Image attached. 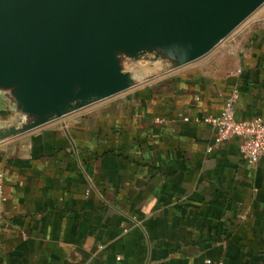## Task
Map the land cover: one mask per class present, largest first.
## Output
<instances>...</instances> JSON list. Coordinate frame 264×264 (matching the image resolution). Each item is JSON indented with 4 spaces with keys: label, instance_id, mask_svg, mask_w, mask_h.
Returning <instances> with one entry per match:
<instances>
[{
    "label": "crops",
    "instance_id": "0c3cea01",
    "mask_svg": "<svg viewBox=\"0 0 264 264\" xmlns=\"http://www.w3.org/2000/svg\"><path fill=\"white\" fill-rule=\"evenodd\" d=\"M234 89L236 120L264 121V10L201 60L1 143L0 264H264V154L204 122Z\"/></svg>",
    "mask_w": 264,
    "mask_h": 264
},
{
    "label": "water",
    "instance_id": "95a60500",
    "mask_svg": "<svg viewBox=\"0 0 264 264\" xmlns=\"http://www.w3.org/2000/svg\"><path fill=\"white\" fill-rule=\"evenodd\" d=\"M263 5L0 0V96L13 112L0 144L201 60Z\"/></svg>",
    "mask_w": 264,
    "mask_h": 264
},
{
    "label": "built area",
    "instance_id": "2783aa9c",
    "mask_svg": "<svg viewBox=\"0 0 264 264\" xmlns=\"http://www.w3.org/2000/svg\"><path fill=\"white\" fill-rule=\"evenodd\" d=\"M237 90H233L218 117H208L204 122L216 130V140L221 142L233 137L240 138V152L251 164L259 161L264 154V121L240 122L235 118ZM4 172L0 170V231L6 228L4 206L7 198L4 192Z\"/></svg>",
    "mask_w": 264,
    "mask_h": 264
},
{
    "label": "rangeland",
    "instance_id": "374dc122",
    "mask_svg": "<svg viewBox=\"0 0 264 264\" xmlns=\"http://www.w3.org/2000/svg\"><path fill=\"white\" fill-rule=\"evenodd\" d=\"M258 10H264V5L261 6Z\"/></svg>",
    "mask_w": 264,
    "mask_h": 264
}]
</instances>
